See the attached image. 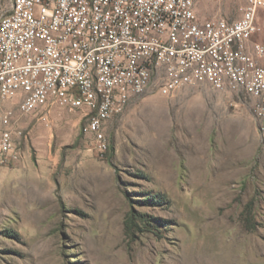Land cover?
<instances>
[{
  "label": "rangeland",
  "instance_id": "1",
  "mask_svg": "<svg viewBox=\"0 0 264 264\" xmlns=\"http://www.w3.org/2000/svg\"><path fill=\"white\" fill-rule=\"evenodd\" d=\"M246 4L194 10L234 21ZM258 26L264 44V11ZM192 87L134 97L103 152L79 112L25 119L21 158L0 164V264H264V123L249 98Z\"/></svg>",
  "mask_w": 264,
  "mask_h": 264
},
{
  "label": "built area",
  "instance_id": "2",
  "mask_svg": "<svg viewBox=\"0 0 264 264\" xmlns=\"http://www.w3.org/2000/svg\"><path fill=\"white\" fill-rule=\"evenodd\" d=\"M195 0H9L0 15V164L19 161L30 132L54 110L81 113L99 152L105 123L134 97L209 85L252 101L264 123V0L238 20H201Z\"/></svg>",
  "mask_w": 264,
  "mask_h": 264
},
{
  "label": "crops",
  "instance_id": "3",
  "mask_svg": "<svg viewBox=\"0 0 264 264\" xmlns=\"http://www.w3.org/2000/svg\"><path fill=\"white\" fill-rule=\"evenodd\" d=\"M195 88H197L196 86L195 87H192L190 91H193ZM184 91H187L186 89Z\"/></svg>",
  "mask_w": 264,
  "mask_h": 264
}]
</instances>
